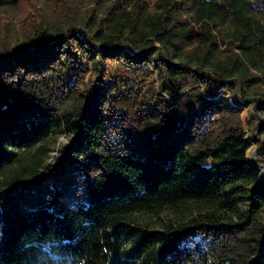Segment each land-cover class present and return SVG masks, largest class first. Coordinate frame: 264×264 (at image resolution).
<instances>
[{"label": "trees", "instance_id": "1", "mask_svg": "<svg viewBox=\"0 0 264 264\" xmlns=\"http://www.w3.org/2000/svg\"><path fill=\"white\" fill-rule=\"evenodd\" d=\"M253 143L264 0H0V264H264Z\"/></svg>", "mask_w": 264, "mask_h": 264}, {"label": "rangeland", "instance_id": "2", "mask_svg": "<svg viewBox=\"0 0 264 264\" xmlns=\"http://www.w3.org/2000/svg\"><path fill=\"white\" fill-rule=\"evenodd\" d=\"M94 80H96V79L94 78ZM249 113L250 112L248 110H246V109L243 110V117L245 120H247L249 118ZM68 144H69V140L66 137H62L60 140L59 148H63L65 146H67ZM257 150H258V146L255 143H253L252 146L250 147L249 151H248V157L253 163L257 164L260 168L263 169V175H264V162L258 160L257 155H256ZM56 155H57V153L55 154V156Z\"/></svg>", "mask_w": 264, "mask_h": 264}, {"label": "water", "instance_id": "3", "mask_svg": "<svg viewBox=\"0 0 264 264\" xmlns=\"http://www.w3.org/2000/svg\"><path fill=\"white\" fill-rule=\"evenodd\" d=\"M60 145V143H59ZM260 170V178L262 179V181H264V175H263V169L260 167H257Z\"/></svg>", "mask_w": 264, "mask_h": 264}]
</instances>
